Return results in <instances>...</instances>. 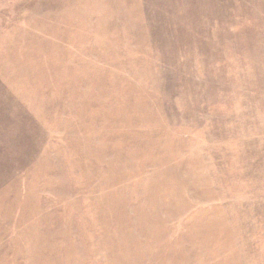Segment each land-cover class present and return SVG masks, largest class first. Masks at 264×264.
<instances>
[{
  "label": "rangeland",
  "instance_id": "1",
  "mask_svg": "<svg viewBox=\"0 0 264 264\" xmlns=\"http://www.w3.org/2000/svg\"><path fill=\"white\" fill-rule=\"evenodd\" d=\"M222 1L0 0V264H264V6Z\"/></svg>",
  "mask_w": 264,
  "mask_h": 264
},
{
  "label": "trees",
  "instance_id": "2",
  "mask_svg": "<svg viewBox=\"0 0 264 264\" xmlns=\"http://www.w3.org/2000/svg\"><path fill=\"white\" fill-rule=\"evenodd\" d=\"M186 3L190 6V8H192L188 14L184 15V16H177V11L183 7L182 5H172V6H168V9L166 10V14H168L169 16H176L177 18L181 19V20H185V21H191L196 19L197 22L202 20V19H208L211 18L212 16H216L217 18H222L223 17V12H222V7H223V1L222 0H185ZM242 1L245 2V0H230V2H238L240 4V2ZM253 2V0H251ZM259 3L261 5V9H263L262 7L264 6V0H259ZM193 8H195L196 10L194 11V13L192 12ZM165 14V15H166ZM264 13H261L260 16H263ZM186 17V18H185ZM153 18H150V20H152ZM190 24V23H189ZM164 25L162 23H159L158 27L154 30L153 32V36H152V46L153 49L157 48L158 53L160 54H170L172 52H166L170 49L164 47V40H166V36L163 35L164 30L160 29L162 28ZM214 27V26H213ZM222 28V27H221ZM185 29L188 31V34H190V26L187 25L185 27ZM206 32L207 31H203V34L206 36ZM187 34V35H188ZM186 35V36H187ZM241 35V37L247 41L248 35H249V27L246 21H242V22H238L237 26H236V35L235 37H239ZM185 36V37H186ZM204 37H199L198 35L194 36V39L198 42H203ZM223 37H229V38H233L231 37L228 33H223ZM255 37H257V35L255 34ZM236 41H238V39H236ZM208 45V44H207ZM206 45V46H207ZM204 47V46H203ZM205 48V47H204ZM176 52L178 53V51L180 52V50L176 48H173ZM189 50H194L193 48H189ZM188 50V52H189ZM181 55H184L185 57L189 56L191 57L189 54H186V52L182 51L180 53ZM201 59V57H200ZM188 65H191V61H187ZM202 65V63H201ZM220 65V64H219Z\"/></svg>",
  "mask_w": 264,
  "mask_h": 264
}]
</instances>
